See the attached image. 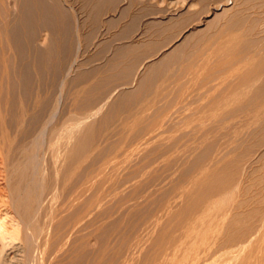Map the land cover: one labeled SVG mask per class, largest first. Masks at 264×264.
Masks as SVG:
<instances>
[{
    "label": "rangeland",
    "instance_id": "obj_1",
    "mask_svg": "<svg viewBox=\"0 0 264 264\" xmlns=\"http://www.w3.org/2000/svg\"><path fill=\"white\" fill-rule=\"evenodd\" d=\"M16 1L0 214L22 264H264V0H57L51 22ZM18 67L33 87L11 111Z\"/></svg>",
    "mask_w": 264,
    "mask_h": 264
},
{
    "label": "bare ground",
    "instance_id": "obj_2",
    "mask_svg": "<svg viewBox=\"0 0 264 264\" xmlns=\"http://www.w3.org/2000/svg\"><path fill=\"white\" fill-rule=\"evenodd\" d=\"M55 1H57V0H17L16 2V4H18L19 5V13L17 14L16 13V15H19V19L21 18V19H26V20H29V19H32L33 17H35V16H37V15H40V16H42V18L44 19L45 18V20L46 19H48V20H50V22L53 20V19H55V16H57V13H59V12H57L56 13V11L54 10L55 9ZM14 2V1H13ZM52 5H54V8L52 7ZM17 10H18V8H17ZM56 10H57V8H56ZM16 12V11H15ZM39 16V17H40ZM60 16V15H59ZM36 19V18H35ZM57 19H58V17H57ZM57 19H55V20H57ZM47 20V21H48ZM53 23V22H52ZM20 31V30H19ZM18 32V31H17ZM14 33H16V32H14ZM13 33V34H14ZM19 34V33H18ZM19 38V37H18ZM12 39H13V37H12ZM15 39H17V38H15ZM14 40V39H13ZM19 40V39H18ZM17 40V41H18ZM19 42V41H18ZM18 44V43H17ZM19 68V69H18ZM18 68H16V70L12 73L13 74V76H12V78L13 79H11L12 80V83H11V91H12V95H10L11 96V105H10V110L11 111H13V109H14V107H15V105L17 104V103H15V102H17V98H18V96L17 95H19L20 94V92L23 90V88H25V87H27V89L28 90H30L31 89V91H32V88H31V86H32V84L33 83H31V79L30 80H27V78L28 77H30V75H28V77L26 78V77H24L23 76V78H26V80L25 79H23L22 78V76H20V74H23L24 72H22L21 73V69H22V67H21V69H20V67H18ZM29 68H31V67H29ZM28 68V69H29ZM14 69V68H13ZM32 69V68H31ZM30 70V69H29ZM33 70V69H32ZM22 71H23V69H22ZM25 72L27 71L26 69L24 70ZM28 72V71H27ZM30 73H32V72H30ZM28 74V73H27ZM27 76V75H26ZM32 78V77H31ZM33 81V80H32ZM25 84V86L24 87H21L22 85H24ZM33 87V86H32ZM18 88H22V90L20 91V89H19V93H18ZM34 88H35V86H34ZM27 89H25L24 91H26ZM27 90V91H28ZM26 91V92H27ZM30 93H32V92H30ZM22 94H23V92H22ZM26 94V93H25ZM33 94V93H32ZM24 95V94H23ZM23 95H21L20 97H21V100L23 99ZM27 95H29V93H27ZM26 95V96H27ZM25 96V97H26ZM32 96V95H31ZM31 96H29L30 98H31ZM29 97H27L28 99H29ZM24 100H25V98H24ZM31 100V99H30ZM26 102H27V100H25ZM23 102V101H22ZM25 103V102H24ZM29 103V102H28ZM28 103H26V104H28ZM46 114V106H44V107H42L38 112L36 111V113L32 116V118H31V120H30V122H29V124H28V129L26 130V133H25V135H24V137H26L28 134H29V136H30V133H32V132H35L36 130H35V128L36 127H39L38 126V124L40 123V122H42V118H43V116ZM41 124V123H40ZM39 124V125H40ZM67 127V126H66ZM37 129V128H36ZM65 130H67V129H65ZM39 131V130H38ZM38 131H36V132H38ZM63 132H62V134L65 132L64 131V129L62 130ZM40 132V131H39ZM43 132V131H42ZM60 133V132H59ZM27 134V135H26ZM34 134V133H33ZM33 134H31V135H33ZM38 134H40V133H38ZM42 135H43V133H41ZM22 135V136H23ZM57 136H58V134H56ZM56 135H52V136H56ZM65 135V134H64ZM63 135V136H64ZM33 136H35V135H33ZM40 135H38V137H39ZM23 137V138H24ZM42 137V136H41ZM40 137V138H41ZM61 137V136H60ZM31 138V137H30ZM29 138V139H30ZM22 139V138H21ZM25 139V138H24ZM26 139H27V137H26ZM37 141H39V139L38 138H35ZM50 139V138H49ZM51 139H53V137L51 138ZM42 139H40V141H41ZM23 141V140H22ZM45 141V140H44ZM34 142V141H33ZM36 142V141H35ZM32 144V143H31ZM42 144V141H41V143H40V145ZM35 145H36V143H35ZM0 146H1V144H0ZM34 146V145H33ZM37 146H38V144H37ZM41 146H43V145H41ZM35 148H36V146H34ZM39 147V146H38ZM2 148V147H1ZM1 150V149H0ZM3 152V151H2ZM2 154V153H1ZM4 155V154H3ZM33 155H35V154H33ZM28 158V157H27ZM4 160H5V158H3ZM1 160V159H0ZM29 160V159H28ZM32 160V159H31ZM34 160V159H33ZM33 160L31 161V162H33ZM27 161V160H26ZM30 162V161H29ZM1 163H3V162H1ZM28 163V162H27ZM33 164V163H32ZM2 165V164H1ZM5 166V165H4ZM35 167V166H34ZM34 167H32V168H34ZM32 168H31V170H32ZM1 169L3 170V168H2V166H1ZM33 171V170H32ZM4 172V171H3ZM31 173V172H30ZM33 173H34V171H33ZM32 173V174H33ZM1 174V173H0ZM4 173H2V175H3ZM7 174H8V172H7ZM31 174V176H33ZM13 175V174H12ZM35 175V174H34ZM1 177V176H0ZM5 177V176H4ZM2 178V177H1ZM7 178H8V176H7ZM3 179V178H2ZM28 179H30V176H29V178ZM27 179V182L29 181ZM32 179L35 181V178H33L32 177ZM32 179H30V180H32ZM5 183V182H4ZM7 183H9V182H7ZM28 184V183H27ZM27 184H26V186H27ZM32 184V183H31ZM35 184V183H34ZM5 185V184H4ZM11 186V185H10ZM9 186V187H10ZM30 186H32L33 187V184L32 185H29V188L31 189V187ZM5 187V186H4ZM28 187V186H27ZM25 188V187H24ZM34 189H35V187H33ZM5 189V188H4ZM3 189V190H4ZM16 189V188H15ZM2 190V189H1ZM1 190H0V197H1V199H0V201H2L1 203H3L4 201H6V200H4L3 198H5V197H2V194H1ZM3 190H2V193H3ZM33 190V189H32ZM5 191V190H4ZM19 194V193H18ZM8 195V194H7ZM10 196V195H9ZM18 196L19 195H17V198H18ZM8 197V196H7ZM21 197V196H20ZM17 198H16V200L15 201H17ZM21 199V198H20ZM11 200V199H10ZM23 201H25V200H23ZM9 203V201H6V203ZM11 202V201H10ZM19 202V201H18ZM0 203V204H1ZM5 202H4V204H6ZM24 203V202H23ZM26 203V202H25ZM14 203H12L11 205H13ZM16 204V203H15ZM2 205V204H1ZM27 205V204H26ZM3 206V205H2ZM5 206V205H4ZM7 207V206H6ZM5 207V208H6ZM14 207V206H13ZM16 207V206H15ZM20 207H21V205H20ZM4 208V207H3ZM4 208V209H5ZM17 208V207H16ZM15 208V209H16ZM0 209H2L1 207H0ZM12 209V208H11ZM9 210V209H8ZM7 209H6V211H8ZM25 210V209H24ZM1 211V210H0ZM5 211V212H6ZM25 212V211H24ZM27 212V211H26ZM4 213V212H3ZM7 213V212H6ZM21 213V212H20ZM23 213V212H22ZM1 214H2V212H1ZM0 214V264H22V262H23V260H26V259H22L23 258V252H24V247H23V245H22V243H21V238H20V234H22V232H24V231H20V228H19V226L18 225H12V224H14L13 222H12V224L11 223H8L7 221H6V214H3V215H1ZM21 215V214H20ZM26 215H27V213H26ZM8 216V215H7ZM9 218V217H8ZM27 218V217H26ZM11 219V218H10ZM19 220H21V219H19ZM10 221H12V220H10ZM21 222V221H20ZM25 222V221H24ZM16 223V222H15ZM27 223V222H26ZM17 224V223H16ZM21 224H23V223H20V225ZM215 224V223H214ZM213 224V225H214ZM27 225H29V222H28V224ZM27 225H25V226H27ZM213 225H212V227H213ZM30 226H31V223H30ZM30 226H29V228H30ZM21 229L23 230L24 229V227H21ZM30 230V229H29ZM26 231V230H25ZM25 233V232H24ZM22 236V235H21ZM24 236V235H23ZM201 237V236H200ZM23 238V237H22ZM27 252V251H26ZM253 252V251H252ZM255 252V251H254ZM256 252H258V251H256ZM230 254V253H229ZM234 254V253H233ZM255 254H259V253H255ZM253 255L254 257H257V255ZM235 256H238V255H236L235 254ZM234 256V257H235ZM227 257L228 258H231L230 256H228L227 255ZM259 257V256H258ZM25 258V257H24ZM224 258V257H223ZM225 260H227V259H225ZM225 260H223V261H225ZM229 260V259H228ZM253 260V259H252ZM254 260L256 261V258H254ZM259 260V259H258ZM84 261V260H83ZM221 262V263H224V264H226L225 262ZM229 261H231V260H229ZM254 261V262H255ZM26 262V261H25ZM81 262V261H80ZM79 262V263H80ZM214 263V262H213ZM212 263V264H213ZM215 263H218V261L217 262H215ZM214 263V264H215ZM220 263V262H219ZM25 264V263H24ZM250 264H252V263H250ZM259 264V263H258Z\"/></svg>",
    "mask_w": 264,
    "mask_h": 264
}]
</instances>
